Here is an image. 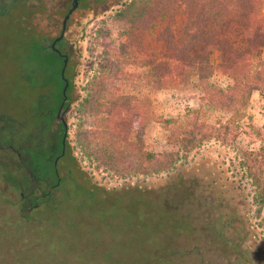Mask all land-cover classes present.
Here are the masks:
<instances>
[{
	"label": "rangeland",
	"instance_id": "obj_1",
	"mask_svg": "<svg viewBox=\"0 0 264 264\" xmlns=\"http://www.w3.org/2000/svg\"><path fill=\"white\" fill-rule=\"evenodd\" d=\"M108 1H87V11L77 12L67 28L66 32L74 37L72 48L75 46L76 52L82 53L83 74L99 68L104 51L101 41L113 40L126 29L117 18L132 0ZM68 2L0 0V264H154L158 255L170 256L171 264H238L237 254L249 250V255H254L251 237L256 238L260 252H264V206L254 201L250 181L242 183L251 197L245 206L241 199L240 216L245 221L241 234L247 239L239 252L210 228L219 213L215 207L217 198L205 184V170L219 158L236 164L243 152H260L262 143L250 134L248 127L264 126V95L259 92L251 97L247 118L241 121L243 129L235 141L228 145L211 141L188 157L182 154L179 165L167 173L124 180L113 171H97L96 164L86 163L88 180L84 181L74 159L65 158L55 164L61 148L60 130L56 122L41 119L45 113L50 117L56 114V89L51 95L50 90L45 91L54 87L49 81L53 72L29 66L22 74L24 61L17 57L22 56L32 38L21 35V49L12 48L13 40L9 38L15 35L12 26H18L20 21L33 23L43 6L56 9L51 21L62 31ZM213 80L222 88L229 84L221 74ZM30 81H36L34 86L40 89V101L33 107L28 106L34 92L27 89ZM142 94L151 99L152 116L146 122L144 151L176 152L177 148L168 145L158 118L176 119L188 109L200 108V93L195 87L184 86L157 92L145 87ZM222 118L229 116L204 110L203 119L210 123ZM85 124L92 126L90 119ZM17 153L30 172L21 166ZM5 174L8 177L4 181L1 176ZM57 176L63 186L52 188ZM9 182L13 187H9ZM235 182L238 183L224 180L219 185L231 187ZM21 194L29 197L20 204L21 212L15 217L16 206L10 203L19 202ZM40 197H45V201L35 210ZM224 206L226 211L234 210L232 204ZM25 209L31 211L34 221L23 222L21 213ZM232 231L227 228V236L236 239ZM164 250L188 254L172 256L162 254ZM243 264L247 262L244 260Z\"/></svg>",
	"mask_w": 264,
	"mask_h": 264
},
{
	"label": "trees",
	"instance_id": "obj_2",
	"mask_svg": "<svg viewBox=\"0 0 264 264\" xmlns=\"http://www.w3.org/2000/svg\"><path fill=\"white\" fill-rule=\"evenodd\" d=\"M54 11L43 6L33 23L20 21L18 26H12L15 35L9 34V39L13 40L11 47L18 49L23 41L21 35L32 38L22 56L17 57L24 61L22 74L29 66L53 72L49 81L54 87L45 91L50 90L51 95L56 89V114L50 117L45 113L41 119L56 122L61 140L57 157L59 161L74 159L84 181L88 180L86 163L96 164L97 171L103 168L113 171L120 179L131 180L140 175L167 173L179 165L182 154L188 157L208 142L228 145L243 129L241 121L247 118L252 95L255 92L264 95V0H132L117 18L126 29L113 40L101 41L99 45L104 51L99 68L85 74L81 70L82 53H77L75 46L72 48L74 37L69 32L57 43L59 52L51 48L61 34V29H56L51 21ZM96 41L93 40L94 45ZM66 57L68 64L63 77ZM219 74L229 80L226 88L213 80ZM30 82L27 89L36 94L29 93L28 106L33 107L40 101V89L34 86L36 81ZM67 82L65 100L63 90ZM184 86L195 87L200 93L201 107L188 109L176 119L158 118L168 145L177 151H144L146 122L152 116L151 99L142 94L143 89L148 87L157 92ZM204 110L224 113L229 118L210 123L203 119ZM88 119L92 126H86ZM63 121L69 126L64 155ZM248 127L250 134L262 143L260 152L245 151L242 158H236V164L219 158L205 176L213 184L233 179L241 186L250 181L254 201L264 206V126ZM7 177L1 176L4 181ZM59 178L52 188L63 186ZM8 184L13 187L12 183ZM239 186L215 185L212 191L217 198L215 207L219 219L210 227L218 238H223L224 243H230L231 249L238 252L247 239L241 234L245 221L238 211H226L223 207L235 198L227 195L233 190L241 197ZM20 196L19 202L10 203L16 206L15 217L21 212L20 204L29 197ZM44 198L36 202L35 210L40 209ZM31 214L25 209L21 213L23 222L34 221ZM227 228L233 230L231 233H235L236 239L227 236ZM193 251L198 252L196 248ZM181 253L188 254L182 250L170 254ZM237 255L238 264H243L248 251ZM169 257L158 255L154 264H171Z\"/></svg>",
	"mask_w": 264,
	"mask_h": 264
},
{
	"label": "flooded vegetation",
	"instance_id": "obj_3",
	"mask_svg": "<svg viewBox=\"0 0 264 264\" xmlns=\"http://www.w3.org/2000/svg\"><path fill=\"white\" fill-rule=\"evenodd\" d=\"M87 1H91V0H78V6H77L76 10L71 14L70 18L67 21V28L69 27V25L72 24V21L74 20V16L76 15L77 12H79L80 10H86L87 11V9L89 7L87 5ZM109 2H110V0L107 3H109ZM73 3H74V0H69L68 5H67V8H68L67 13L64 15L63 21H64L66 15L69 13L70 9L72 8ZM63 21H62V24H63ZM206 171H207V169L205 170V172ZM207 181H205L206 187H208L211 191L215 190V185L212 183V180L209 179ZM235 184H236L235 186H239L238 183L235 182ZM217 185L220 186L219 182L216 184V186ZM239 188H240V192H241V197L237 196L236 191L232 189L233 192L229 193L227 195H229V197L234 196L235 198L232 200V202H229L228 204H232V207L234 208V210L238 211L239 214H242L243 205L241 204V199L243 200V203L245 206L249 201V197H248L246 191L244 190L243 184L241 186H239ZM213 194H215V192ZM252 239H254V240H252ZM250 243H251V248H253L254 255L250 256L249 255L250 251L246 250V251H248V257L245 258V262H247V264H264V252H260V246H257L256 238L251 237Z\"/></svg>",
	"mask_w": 264,
	"mask_h": 264
},
{
	"label": "water",
	"instance_id": "obj_4",
	"mask_svg": "<svg viewBox=\"0 0 264 264\" xmlns=\"http://www.w3.org/2000/svg\"><path fill=\"white\" fill-rule=\"evenodd\" d=\"M78 6V0H74V3H73V6L72 8L70 9L69 13L66 15L64 21H63V26H62V31H61V34L60 36H58L51 44V48L55 51V52H59V49L56 47L57 43H59L65 36V33H66V30H67V21L68 19L70 18L71 14L76 10ZM67 64H68V58L66 57L65 59V63H64V66H63V69H62V75L63 77L65 76V71H66V68H67ZM67 87H68V82L66 83V86L63 90V94L65 95V100H66V91H67ZM62 120V119H61ZM64 122V121H63ZM64 126H65V133H64V137H63V151H62V155L65 154V150H66V139H67V135H68V132H69V126L67 123L64 122ZM12 150L16 151L15 149L12 148ZM18 154V158H19V162L21 164V166L28 172L29 169L26 167V165L24 164L23 162V159L21 157V155L19 153ZM60 157L56 160V165L59 161Z\"/></svg>",
	"mask_w": 264,
	"mask_h": 264
}]
</instances>
